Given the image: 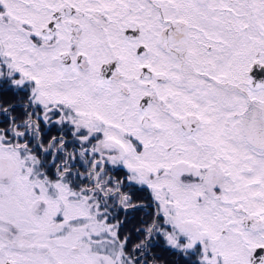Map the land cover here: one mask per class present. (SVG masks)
<instances>
[{
  "label": "snow or ice",
  "instance_id": "obj_1",
  "mask_svg": "<svg viewBox=\"0 0 264 264\" xmlns=\"http://www.w3.org/2000/svg\"><path fill=\"white\" fill-rule=\"evenodd\" d=\"M161 240L264 264V0H0V264Z\"/></svg>",
  "mask_w": 264,
  "mask_h": 264
},
{
  "label": "trees",
  "instance_id": "obj_2",
  "mask_svg": "<svg viewBox=\"0 0 264 264\" xmlns=\"http://www.w3.org/2000/svg\"><path fill=\"white\" fill-rule=\"evenodd\" d=\"M5 99L9 102L14 101V97L11 93H6ZM143 193H136V200H143ZM126 218V224L124 225V231H130L134 227H139L141 220L147 219L145 216V210L129 211L127 214L121 213V219ZM141 237H137L135 232H132V242H137ZM153 255L159 257L160 264H181L180 257L164 247L162 240L156 243V246L152 249Z\"/></svg>",
  "mask_w": 264,
  "mask_h": 264
},
{
  "label": "flooded vegetation",
  "instance_id": "obj_3",
  "mask_svg": "<svg viewBox=\"0 0 264 264\" xmlns=\"http://www.w3.org/2000/svg\"><path fill=\"white\" fill-rule=\"evenodd\" d=\"M5 97H6V94H5ZM54 134H56V130L52 129V131L49 133V135H54Z\"/></svg>",
  "mask_w": 264,
  "mask_h": 264
},
{
  "label": "rangeland",
  "instance_id": "obj_4",
  "mask_svg": "<svg viewBox=\"0 0 264 264\" xmlns=\"http://www.w3.org/2000/svg\"><path fill=\"white\" fill-rule=\"evenodd\" d=\"M132 243H136V242H132ZM130 246H131V244H130Z\"/></svg>",
  "mask_w": 264,
  "mask_h": 264
}]
</instances>
